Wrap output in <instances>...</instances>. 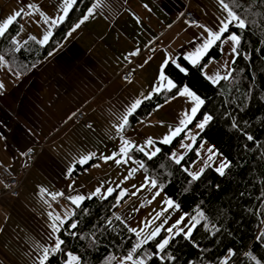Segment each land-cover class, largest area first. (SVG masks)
<instances>
[{"label": "crops", "instance_id": "crops-1", "mask_svg": "<svg viewBox=\"0 0 264 264\" xmlns=\"http://www.w3.org/2000/svg\"><path fill=\"white\" fill-rule=\"evenodd\" d=\"M59 1L62 0H12L10 13L0 4V25L24 9L15 40L19 46L33 37L39 43L54 28L45 23V17L50 21L62 14L63 4ZM95 3H101L95 14L70 31L59 48L27 75L14 76L0 65V83L4 85L0 89V166L14 171L23 164L27 151L37 153L19 196L0 199V264H40L45 247L52 254L57 239L53 224L59 223L56 217L67 220L71 207L76 205L69 198L82 195L87 199L97 188L101 189L97 197H103L108 188L120 189L119 194L123 189L127 191L121 201L123 206L128 202L140 204L132 216L116 211L127 228L139 231L151 222L164 200L138 191L148 179L142 174L140 162L131 157L127 163L116 165L114 160L105 162L103 157L118 153L123 146L121 137L132 145L143 146L149 138L162 141L170 130L180 126L185 113H190L196 103L190 96L179 95L185 88L146 118L131 122L137 107L128 116L123 132L116 131L136 100L151 98L158 93V87L159 92L170 89L167 80L158 79L166 57L171 62L181 56L193 64L197 49L210 38L209 31L216 32L228 19L227 11L217 0ZM185 9L198 17L199 25L182 19ZM231 47V42H223L221 58L204 69L211 83L210 77L218 72L224 74L225 64L230 69ZM137 50L138 55H130ZM128 56L134 59L133 75L125 80L122 74ZM77 112L88 119L90 126L74 121ZM87 156L92 159L80 164ZM130 169L136 171L129 175ZM154 200L160 204L151 211L141 205ZM183 215L177 210V216ZM69 260L70 255L66 264ZM71 264H78V258ZM116 264H125L124 259H118Z\"/></svg>", "mask_w": 264, "mask_h": 264}, {"label": "trees", "instance_id": "trees-1", "mask_svg": "<svg viewBox=\"0 0 264 264\" xmlns=\"http://www.w3.org/2000/svg\"><path fill=\"white\" fill-rule=\"evenodd\" d=\"M95 1L77 0L68 17L53 28L46 44L29 38L20 45L22 50L15 52L12 40L20 32L18 18L0 38V55L6 61L0 65L14 76L27 75L59 48ZM225 2L248 25L245 29L229 25V32L241 37L240 54L230 66L233 78L213 84L204 75V69L221 58L222 37L196 64L181 56L176 63L169 62L164 71L175 87L143 101L129 119L134 122L146 118L184 88L204 101L186 130L203 122L205 115L212 117L179 165L171 160L170 153L184 132L169 144L156 142L160 152L151 159L134 148L129 152L130 157L143 163L141 170L147 177L157 179L158 188L162 185L163 194L179 205L181 213L190 218L202 214L190 239L180 234L171 241L166 252L174 259L169 262L166 258L164 264H264V0ZM176 64L185 71L181 72ZM249 135L253 140L247 139ZM202 142L227 160L229 167L224 175L211 167L196 180L188 175L186 169L197 158L195 149ZM119 191L72 206L70 216L56 232L57 238L64 241L62 250L50 254L45 264H66L68 255L76 256L78 264H116L124 259L138 240L121 219H116L122 200L117 203ZM72 223L77 227L71 228ZM157 242L156 238L138 249L134 258L155 253ZM146 264L161 261L153 256L146 259Z\"/></svg>", "mask_w": 264, "mask_h": 264}, {"label": "snow or ice", "instance_id": "snow-or-ice-1", "mask_svg": "<svg viewBox=\"0 0 264 264\" xmlns=\"http://www.w3.org/2000/svg\"><path fill=\"white\" fill-rule=\"evenodd\" d=\"M220 2L223 5V8L227 11L228 19L226 20V22H224L222 24L221 28L218 29L216 32L209 31V37L210 38L207 39L202 44L201 48L197 49V59L192 60L193 64H196L198 59L200 58V56H202L203 54H206L208 52V50L214 44H216V42L222 41V37H224L222 43L223 42H231V44H232L231 54L233 55V60L231 61V63L234 64L235 59L240 54L238 51V46L241 43V37L237 33L229 32V25H232V26L237 27L239 29H245V28H247L248 25H246L245 20L235 10H233V8L229 7V3H226L225 0H220ZM62 4H63L62 14L58 18L51 19L50 21L48 20V18L45 17V23H50L51 26H53V27L57 26L59 23H62L68 17L69 12L71 10H73L75 5H77V0H62ZM31 7H32L31 5H28V8H31ZM99 7H101V3H95L91 7H89L87 14L84 15L82 17V19L77 24H75V26L72 28L71 31L74 32L76 29H78L81 24H83L85 21H87L89 19L90 16H93L95 14V10ZM29 14H31V13H29ZM24 15H25V10L21 9V10L16 11L15 13H13L11 16H9L7 18V20L3 23V25H0V38L4 37L6 32L9 29V27L11 25H13L14 23H16L18 18H23ZM224 33H228V35L224 36ZM51 35H52L51 31L47 32V34H45L43 36V39L40 40L39 43H41L42 45L46 44ZM69 35H71V32H69ZM33 39H35V38L33 37ZM12 43L14 45H16V47L14 48L15 52H20L22 50L21 47L19 46V41L15 40V38H13ZM221 50L223 51V49H221ZM138 54H139V50L131 53L130 55H138ZM49 55H51V53H49ZM186 59H191V57H186ZM171 62L176 63L175 61H171ZM2 63H6V61H5V57L3 55H0V64H2ZM168 63H169V58L166 57L164 64L161 65V69L159 72L158 79L161 82L167 80V84L171 88V87H175V85L173 84V82L171 80L167 79V77L165 75V71H164V69L168 65ZM176 67L179 68V70L181 72L185 71V69L183 67H181L179 64H176ZM224 69L225 70H224L223 75H221L218 72L215 74L214 77H210V79H212V82L214 84L220 83V81H222V80H228V79L233 78V72L229 69L227 64H225ZM3 87H4V85L2 83H0V89H3ZM160 90L161 89L159 87L155 89V91H157V92H159ZM179 95L190 96V97H192V99L194 101H196V103H195V106L192 107L190 113H185V118L180 121V126L176 127L175 129L170 130V133L167 136H165V138L162 141H160L163 144H169L175 137L179 136L182 132H184L185 129L187 128V125L189 123H191L192 119L195 117L200 106L204 103V101L202 99H200L198 96H195L187 88H185L182 92H180ZM148 98H150V97H148ZM141 103H142V101L136 100L129 107L126 114L123 116L122 122L116 126L117 133L123 132V130L125 129V126L128 124V116L131 115L135 111V109L137 107H139V105ZM211 119H212V117L210 115H205L203 122L198 123L197 127L202 130L205 127V125ZM121 138L123 140V146L119 149L118 153H113L112 156L103 157L105 162H107L108 160H114L116 165H120L121 163H127L128 159H131V157L129 156V152L133 148H135L137 151L144 153L149 159L156 156L160 152V149L158 147H154L156 142L152 138H149L147 140L146 144L143 146L132 145L127 139H123V137H121ZM186 138L190 139L192 141V143L182 144L181 147L191 150L195 145L196 137L191 136L190 130H189L186 133ZM247 139L251 141V140H253V137L251 135H249V136H247ZM148 149H152V150L148 151ZM208 151L210 153V155L208 156V160L211 161V160H213L215 153H213V150L211 148ZM197 154L199 155V153H197ZM117 156H119L120 158H117ZM90 159H92L91 156L84 157L79 161V163L85 164ZM172 159L175 161L176 164L179 165V164H181L182 160L184 159V156H183V154L177 156L176 153H173ZM206 166H207V163H206ZM140 167L141 168L144 167L143 163L140 164ZM227 167H229V164L227 162H222L219 165V167L216 168V171L219 172L220 175H224L225 169ZM135 171H136V169H130L129 175H131ZM202 172H203V169H201V173ZM191 175H192V179L196 180L199 178L200 173L191 174ZM149 184H150L151 188L158 189L156 192V195H159L160 191L162 190V185L159 186V188H158L157 179H150V180L146 179V184L141 185V187H140V189H138V191L143 190V188H145ZM133 187H135V186H133ZM113 191H114L113 188H108L106 190V193H104L102 198H106L107 196H110L113 193ZM99 194H101V189L97 188L95 190V192L90 194L87 198L91 199L93 196H96ZM136 194H137L136 192L133 193V195H136ZM125 195H127V191L122 189L117 203H119V200L122 199L123 196H125ZM85 198H86L85 196L77 195L75 198L70 197L69 199L72 201L73 204H76L78 206L79 203L81 201H83ZM153 199H154V197H153ZM164 204L167 207L163 211H167L168 209H173V208L175 210H179V205L178 204L174 205V203L171 199L165 200ZM163 211L157 213L153 219L154 220L159 219L160 216L163 215ZM200 215L202 218V214H200ZM116 219L120 220L121 218L119 216H117ZM185 219H186L185 216H181V218L179 220H177L174 225H172L171 227L164 228L163 225L167 223V219H165L161 223L160 226L155 227L148 234L144 235L143 238H140L141 233L144 231V228H147L150 226L151 222L144 224V228H141L139 231H137V229H135V228L129 227L128 231L134 233L138 237V242L133 246L132 250L127 254V256L124 257L125 264H127V262H131V264H146V259L150 260L153 258V256L158 258L161 261V264H164V261L166 258L169 262L171 260H173L174 257L171 255H168L166 252V249L170 245L171 241L173 239H175V237L180 235L181 233H183L185 238L190 239L192 232L195 230L197 225L200 223V220L196 216L191 217L192 223L190 226L185 225V227L187 228V230L185 231V228L180 227V225L184 224ZM56 220L59 221V223L53 224V232L54 233L59 232L60 226L64 224V221L61 220L60 217H56ZM109 223H111V222H109ZM122 223H123V221H122ZM70 227L74 229L77 227V225L75 223H72L70 225ZM162 231L166 232L167 235L156 244V252L155 253L147 256L146 258L144 256H137L136 258H134L133 253H136L138 249L143 248L144 245L150 243L151 241L156 240V238L160 235V233ZM262 238H264V234H262ZM63 243H64L63 240H60L57 238L54 242V246L52 247L51 252L55 253V252L61 251L62 250L61 246ZM49 254H50L49 248L45 247L44 248V255H43V258L40 260V264H45V261H47L49 259ZM76 259H77V257L70 255V260H69L68 264H71V261H75ZM224 264H227V261H225ZM257 264H259V262H257Z\"/></svg>", "mask_w": 264, "mask_h": 264}, {"label": "rangeland", "instance_id": "rangeland-1", "mask_svg": "<svg viewBox=\"0 0 264 264\" xmlns=\"http://www.w3.org/2000/svg\"><path fill=\"white\" fill-rule=\"evenodd\" d=\"M59 2H62V1H59ZM0 4L3 5L5 7V10H7L9 13L13 10V5H12V0H0ZM0 5V6H1ZM2 6V7H3ZM57 7H60V6H57ZM2 9L3 8H0V12H2ZM198 125V124H197ZM194 126L193 128L191 129H188L184 131V136L183 138L181 139V141L172 149L171 153H170V158L172 161H174L172 159V154L173 153H176L177 156L183 154V156H185L188 152H189V149L187 148H182L181 145L182 144H190L192 143V141L190 139H187L186 138V133L190 130V134L191 136H194L197 138V135L198 133L200 132L201 129H199L198 127ZM167 130V128H164V131ZM164 134H167L166 132H164ZM171 143V142H170ZM196 143V142H195ZM212 149L213 150V153H215V156L213 158V160L209 161L208 160V156L210 155L209 153V149ZM196 150V154L199 153V155L197 154V158L190 164L189 168L186 170V172L188 173V175L192 178V175L191 174H196V173H200L201 174V169H205L207 167H211L213 168L215 171H216V168L219 167V165L222 163V162H227V160L220 156V155H217L216 152L214 151V149L206 142H204L202 145H199V148L195 149ZM175 162V161H174ZM206 163H207V166H206ZM142 171V170H141ZM219 173V172H218ZM143 175H145L143 172H142ZM147 177V176H146ZM149 180L150 178L147 177ZM138 180V178H137ZM144 191L140 192V194H147V193H150V194H153L154 197L157 196V198H162L164 201L169 199L168 197H166L162 190L160 191V194L159 195H156V192L158 189H153L151 188L150 185L146 186L145 188H143ZM120 197V194L118 196V199ZM122 200H124L122 198ZM121 200V201H122ZM174 203V202H173ZM160 204L158 203V200H154L152 203H147V204H142L143 206L147 207L146 209L148 211H151L152 208H154L156 206L157 208V205ZM140 204H136L135 202H128L126 203L124 206H123V203H119V206H118V209H117V213L123 215V216H132L135 214V211L136 209L139 207ZM163 206L160 207V209L157 211V213L163 211L164 209H166V205L162 204ZM175 205V204H174ZM153 216L155 217L156 214H153ZM185 216V215H183ZM153 217V218H154ZM186 219H185V222L184 224L180 225L181 228H185V231L187 230V228L185 227V225H191L192 223V220L190 217H187L185 216ZM196 217L199 219V220H202L201 218V215L198 214L196 215ZM151 219V224L150 226L145 230V234H148L150 231H152L155 227L157 226H160L161 223L167 219V223L164 224V228H167V227H171L172 225H174L176 223L177 220H179L181 218V216H177V210H175L174 208L173 209H168L167 211H163V215L160 216L159 219L157 220H154V219ZM175 231V230H174ZM183 234V233H181ZM167 235L166 232L162 231L160 233V235L157 237L158 239V242L163 239L165 236ZM143 238V237H142ZM138 240V238H137ZM157 242V243H158Z\"/></svg>", "mask_w": 264, "mask_h": 264}, {"label": "built area", "instance_id": "built-area-1", "mask_svg": "<svg viewBox=\"0 0 264 264\" xmlns=\"http://www.w3.org/2000/svg\"><path fill=\"white\" fill-rule=\"evenodd\" d=\"M182 19L191 25H199L198 17L190 10L185 9L182 13ZM131 56L126 57V64L123 67V79H129L133 75L131 65L133 63ZM75 122L84 123L87 127L90 126L88 119L81 113L77 112L73 117ZM37 159V153L34 151H27L25 153V160L23 164L16 170L11 171L4 166H0V199L3 196L10 198H17L19 196L24 179L33 167ZM261 228L258 229L260 231Z\"/></svg>", "mask_w": 264, "mask_h": 264}]
</instances>
